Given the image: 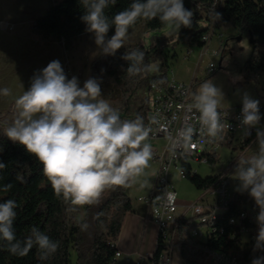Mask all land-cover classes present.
<instances>
[{
    "label": "clouds",
    "instance_id": "9594fccd",
    "mask_svg": "<svg viewBox=\"0 0 264 264\" xmlns=\"http://www.w3.org/2000/svg\"><path fill=\"white\" fill-rule=\"evenodd\" d=\"M117 0H79L84 9L81 21L86 31L93 34L94 42L105 56H115L124 47L129 29L139 19H159L168 30L166 35H178L181 27L192 26L193 12L186 9L183 0H133L130 7L116 13L111 19L105 14L109 5ZM217 19L220 14L216 13ZM114 26V34L108 32ZM121 59L128 62L126 72L134 76L150 71L145 64V52L140 49L125 51ZM0 95H11L9 88L0 89ZM222 90L211 81L204 82L193 96L190 108L198 113L199 133L210 140L223 139L225 125L218 110ZM242 108L237 117L244 126L245 135L256 129L258 152L242 159L235 168L239 182L236 191L247 193L259 211L256 216L258 234L253 251L264 252V127H257L264 115L259 99L244 93ZM16 115L4 129V135L13 143L23 146L43 166L58 198L75 212L84 206L100 203L106 190L116 187L146 186L142 181L153 147L149 143L153 129L144 118L122 119L120 112L102 98L101 81L88 78L80 86L76 76L66 75L59 60H53L34 73L30 87L14 100ZM154 116L150 124H158ZM197 127L189 122L179 130L175 146L189 147ZM6 167L0 162V169ZM11 185H5L8 190ZM17 203L8 199L0 203V240L7 250L25 256L35 246L38 258L43 261L53 255L59 243L36 227L23 240L17 239L14 221ZM87 224H81L86 230ZM251 264H264V255L252 259Z\"/></svg>",
    "mask_w": 264,
    "mask_h": 264
},
{
    "label": "trees",
    "instance_id": "16d2710c",
    "mask_svg": "<svg viewBox=\"0 0 264 264\" xmlns=\"http://www.w3.org/2000/svg\"><path fill=\"white\" fill-rule=\"evenodd\" d=\"M132 2L133 0H117L114 6L109 5L105 9V14L111 19L116 13L130 7ZM183 2L185 8L193 12V18L190 28L181 27L178 42L205 47L207 42L203 37L210 32L212 25H215V33L224 25H231L240 31L250 29L255 44L245 70L254 77L264 71V0H183ZM216 13L220 14L217 23ZM83 14L84 9L79 0H52L47 13L34 20L32 34L42 43L59 41L64 44L66 50H70L75 40L87 32L86 25L81 21ZM141 22H144L147 29L163 27L158 18L139 19L132 27ZM113 34L114 26L107 35L110 37ZM135 49L143 50L145 57L149 53L144 45L135 44L122 47L115 56L102 54L91 64V77L100 80L101 86L111 88L109 93L102 94V98L120 112L122 119H134L139 115L145 121L152 100L151 82L155 79L168 81V64L165 61L160 67V72L149 79L143 74L144 71L129 76L126 72L128 62L121 57L125 51ZM221 49L222 45L219 51ZM193 82L196 91L197 80ZM260 101L263 103L260 112L264 115V98ZM260 123H264V118ZM247 144L242 143V149H245ZM240 161V158H233L223 173L206 178L198 175L196 169L187 162L182 163V170L185 177L187 170V178L197 189L202 190L213 185L223 174H230ZM0 162L6 165L4 169H0V203L8 199L17 203V216L14 221L17 239L23 240L30 235L31 228L36 227L59 243L57 251L47 260L41 261L35 246L27 255L21 257L11 254L5 246L6 242L0 240V264H70L72 250L77 254L78 264H114L118 251L116 240L121 232L125 214L133 211L143 216L148 215L149 206L140 204L136 207L123 187L106 190L97 205L84 206L75 212L68 211V205L55 195L37 158L29 154L23 146L10 141L1 132ZM209 162L215 163V157L210 158ZM5 185L11 187L4 190ZM249 204L256 206L246 192L237 191L235 199L223 213V217L228 220V217L240 208H248ZM81 224H87V229L82 230ZM223 226L224 232L218 231L209 240L213 248L230 250L233 255L250 264L253 258L264 255L261 251L254 252L248 244L242 245L237 225H230L225 220ZM232 232L237 235L229 241L228 235ZM184 254L189 263L199 264L194 259H200L201 256L190 251H185ZM188 255L192 256V259H189Z\"/></svg>",
    "mask_w": 264,
    "mask_h": 264
},
{
    "label": "rangeland",
    "instance_id": "374dc122",
    "mask_svg": "<svg viewBox=\"0 0 264 264\" xmlns=\"http://www.w3.org/2000/svg\"><path fill=\"white\" fill-rule=\"evenodd\" d=\"M51 5L52 0H0V89L9 88L11 90L10 96L0 95V104L10 105L12 103L14 107L0 112V132L3 135L4 129L12 123L16 115L15 98L30 87L32 77L29 80L28 77L43 69L45 63L47 66L50 62H46L45 58V61L38 63L36 61V64H39L36 67H40V69L36 68L33 71L35 67H30L31 70L28 72L23 70H27V53L33 48L35 51L43 53L45 45L49 44L42 43L34 37L32 24L36 18L44 16ZM167 32L168 30L164 26L158 29H147L144 22L129 29L124 46L141 44L146 47V51L149 53L145 57V64L151 65V70L144 71L143 74L148 79L159 73L161 65L167 61L170 78L174 77L185 83H191L196 79L198 90L206 81H211L219 87L223 92L219 106L223 108L241 106V98L244 93H248L259 101L264 98V71L254 77L245 70V65L252 55L255 44L250 29L240 31L231 25L224 26L223 29H218L216 34H212L207 47L178 42L180 30L178 35H166ZM219 33L223 36L221 37ZM220 44L222 49L219 51ZM100 55L102 53L94 42L93 34L84 32L75 40L69 60L66 62V67L71 71H67L68 69L66 70L64 65L62 67L68 78L76 76L82 87L84 81L91 77L92 62ZM210 63H214L218 67L212 74H208ZM101 89L102 94H106L111 88L101 86ZM230 138H232V142L220 146L215 155V163L192 161L198 175L203 178L219 175L227 169L233 158L247 159L258 152L257 143L242 149L240 134L231 135ZM164 144H166L164 139L158 140V145L161 148ZM157 170L158 163L152 159L149 162V167L145 170V176L141 178L142 181H147L146 186L140 188L139 185H135L126 188V192L133 202L150 193L154 186ZM172 172V182L178 192L180 203L183 206L191 205L201 196L202 191L197 189L188 178H182L181 166L177 170L173 169ZM234 172L235 169L229 175L232 179V188L235 190L239 182L236 180ZM178 257L179 255L176 254L177 264H181L182 261ZM70 264H78L77 254L74 250L71 251ZM114 264H136V258L123 255L118 257Z\"/></svg>",
    "mask_w": 264,
    "mask_h": 264
},
{
    "label": "built area",
    "instance_id": "2783aa9c",
    "mask_svg": "<svg viewBox=\"0 0 264 264\" xmlns=\"http://www.w3.org/2000/svg\"><path fill=\"white\" fill-rule=\"evenodd\" d=\"M217 22L216 18L215 23ZM212 34H216L215 25H212L210 32L203 37L207 44ZM220 36L222 37V34ZM217 68L214 63H210L208 74ZM150 87L152 100L144 122L153 129L149 143L153 147V161L158 163V170L150 193L139 197L138 200L149 206L151 220L157 227V241L154 251L146 256L140 255L136 264H177L176 254L179 255L181 264H193L187 261L185 251L201 256L200 259H194L199 264H250L233 255L230 250L213 248L209 240L218 231L224 232L223 221L226 220L228 224L238 226L242 245L248 244L253 248L258 234L256 223L258 207L249 204L248 208H240L228 217V220L223 217L222 206H225L226 197H235L237 192L232 188L229 174H223L213 185L202 189L201 196L194 203L183 206L172 182V171L177 170L174 166V158H181L190 165L193 160L209 162L210 158L215 157L220 146L232 142L230 136L237 133L241 135L242 143H248L246 145L248 148L256 143V129H252L250 136L245 135L244 126L237 119L242 105L234 108L219 106L221 122L225 125L223 139L210 140L199 133V113L190 108L196 93L193 81L185 83L169 77L166 82L155 79ZM262 106L263 103L260 101L259 107ZM154 116L158 119V124H150ZM186 122L197 127L192 143L187 148L174 147L173 142ZM257 127H264V123H260ZM160 139L166 141L162 148L158 145ZM191 172L193 173V169ZM187 175L186 170V177L182 178H187ZM236 235L237 233L232 232L228 235V240H233ZM120 256L121 252L118 250L116 257ZM188 258L192 259V256L188 255Z\"/></svg>",
    "mask_w": 264,
    "mask_h": 264
},
{
    "label": "crops",
    "instance_id": "0c3cea01",
    "mask_svg": "<svg viewBox=\"0 0 264 264\" xmlns=\"http://www.w3.org/2000/svg\"><path fill=\"white\" fill-rule=\"evenodd\" d=\"M224 26H228V25H224ZM224 26H222L221 29H223ZM219 47H221V44ZM71 49L66 50L64 44L59 41H53L50 42L49 44H46L44 47L45 51L43 53L41 51H35L33 48L27 53V57H26L27 70L25 69L23 70L28 72L29 70H31L29 69L30 67H35L33 71L36 68L40 69V67H36L37 65L39 66V64H36V61L37 63L43 60L45 61V58H46V62L59 60L61 65H64V67L67 70L68 68L66 67V62L67 60H69L70 57L69 54ZM68 62L70 63V61ZM45 67H46V63H45ZM67 71H71V70L68 69ZM33 75L34 74H32V76ZM32 76H29L28 80ZM12 107H13L12 103L10 105L0 104V112L9 110ZM133 203L136 207L142 204L141 202H139V200H136ZM156 241H157V227L151 220L150 211L148 212L147 216H143L138 212H133V211H129L125 214L121 226V232L116 240V246L118 250L121 252L120 257H122L123 255H128L131 256L132 258L135 257L137 261L140 255L146 256L154 251L156 246Z\"/></svg>",
    "mask_w": 264,
    "mask_h": 264
},
{
    "label": "bare ground",
    "instance_id": "6f19581e",
    "mask_svg": "<svg viewBox=\"0 0 264 264\" xmlns=\"http://www.w3.org/2000/svg\"><path fill=\"white\" fill-rule=\"evenodd\" d=\"M180 162L183 163L184 160L181 159V158H174V166L176 168H179V166L182 167V164L180 165ZM182 174L185 177V172L183 170H182ZM233 199H235V197H226L225 206H222V214L229 208V206H230V204H231V202H232Z\"/></svg>",
    "mask_w": 264,
    "mask_h": 264
}]
</instances>
